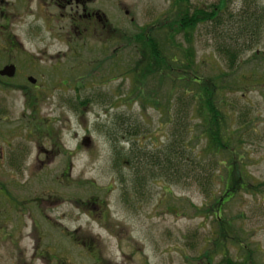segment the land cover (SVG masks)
<instances>
[{"label": "rangeland", "instance_id": "374dc122", "mask_svg": "<svg viewBox=\"0 0 264 264\" xmlns=\"http://www.w3.org/2000/svg\"><path fill=\"white\" fill-rule=\"evenodd\" d=\"M120 1L130 13L111 16L121 35L115 43L93 36L65 42L60 36L68 30L66 20L49 24L27 13L21 19L29 54L24 75L44 72L34 75L49 85L35 95L36 114L49 120L53 135L39 151L37 135L29 132L21 114V96L7 98L8 108L0 109V134L14 135L12 142H23L28 152L18 170L0 168V183L9 182L8 189L17 184L10 193L21 200L13 207L12 197L0 191V225L14 230L12 238L0 236V264L18 258L30 264L256 261L259 243L264 263V0H223L227 8L219 27H196L191 41L194 74L207 82L205 88L170 81L167 74L161 79L151 69L142 76L135 70L137 47L125 42L148 32L161 18L180 17L172 8L175 0ZM219 2L188 0L179 8L191 12ZM249 14L254 30L237 42L251 46L237 54L231 68L217 48L227 40L224 32L236 33ZM167 30L152 29L148 35L159 40L161 50L169 47L174 53ZM182 38L178 34L175 41L182 43ZM195 89H208L209 102L193 101L186 123L175 128L190 139L192 151L184 154L194 161H184L189 174L182 178L165 177L149 165V157L171 140V114L175 120L174 112L185 107L176 98ZM213 118L220 119L226 144L218 153L203 150L209 133L204 126ZM228 179L230 197L225 196ZM240 180L243 187L234 184ZM228 222L231 230L221 235Z\"/></svg>", "mask_w": 264, "mask_h": 264}, {"label": "flooded vegetation", "instance_id": "af4514ba", "mask_svg": "<svg viewBox=\"0 0 264 264\" xmlns=\"http://www.w3.org/2000/svg\"><path fill=\"white\" fill-rule=\"evenodd\" d=\"M121 11L123 15H128L130 10L124 7V4L120 0H0V51L3 53L1 56L0 65V109L8 108L6 100L8 97L14 99V94H19L22 98L23 109L22 117H26L29 126V132L34 131L37 135V148L40 151L42 149L43 140L50 136V128L46 125L48 119H39L36 112L38 110L36 97L37 92L46 90L48 82L42 83L38 78H35L36 72L42 74L44 72L36 71L34 75H24V59L28 57V50L24 47L23 39L25 34L22 31L24 29V22L21 20L24 14L32 15L34 18L42 19L51 24L52 21L66 20L68 23V30L64 31V35L60 36L65 39V42L70 39L81 40L88 38L89 36L97 37L98 40L104 43H115L120 39V30L115 27L114 19L111 16L120 15ZM134 17H131L132 20ZM41 21V20H40ZM28 29L37 31L38 27L29 26ZM261 29V28H260ZM262 30V29H261ZM261 35V34H260ZM262 39V38H261ZM71 51V49H70ZM32 55L31 58H33ZM260 58L264 59V53H260ZM11 66V70L8 73L1 74V71L5 67ZM30 68V67H28ZM34 70H32V73ZM26 81L29 85L26 84ZM264 84V81H263ZM45 92V91H44ZM21 119V118H20ZM19 119V120H20ZM1 120H5L1 118ZM15 131V130H14ZM16 132V131H15ZM36 132V133H35ZM264 134V129L261 131ZM53 135V134H51ZM36 137V136H35ZM15 139L14 135L0 134V168L8 167V170H18L20 158L28 152L24 147L23 142L13 143ZM35 143V142H34ZM7 148V149H5ZM46 153L50 151L44 150ZM8 183H0V191L4 196H13L10 191L16 188L17 184H11V189L6 188ZM17 198V197H16ZM12 197V206L18 207L21 205L19 201ZM11 200V198L9 197ZM9 201L5 203L4 214L10 206ZM3 209L0 210V212ZM4 229V233H0V236L5 238H12L11 232L1 224L0 229ZM238 242V240L236 241ZM16 248L19 249V240L16 241ZM215 245L219 243L214 241ZM13 248V247H12ZM248 249V248H247ZM33 255L37 252L36 248L33 249ZM249 251V249H248ZM252 251V250H251ZM257 260L254 261H218L208 264H264L260 262V243L257 248ZM21 253V251H19ZM8 264H30L20 261H11Z\"/></svg>", "mask_w": 264, "mask_h": 264}, {"label": "trees", "instance_id": "16d2710c", "mask_svg": "<svg viewBox=\"0 0 264 264\" xmlns=\"http://www.w3.org/2000/svg\"><path fill=\"white\" fill-rule=\"evenodd\" d=\"M217 4H211L207 7L195 6L190 8L191 12L184 8L182 11L179 6L181 2L187 3L188 0H175L174 6L172 7L173 10H178L180 13V17L169 19L167 16L161 18L159 21L156 22L155 25L150 26L149 31L152 29H160V30H167L165 33L167 34L166 38L174 44L175 51L174 53L171 52V48L161 50V46L159 45V40L154 38L153 36H149L148 32L139 34L136 37L129 36L127 40L125 39L126 43H132L136 46L138 60L135 62V70H140L144 76L146 73L145 71L149 72L154 71L159 73V78L163 79L165 77L164 74H167V78L170 81H184L185 84L189 87H208L207 82H202L201 78L197 75L195 76V52L192 45V36L199 24L204 23H212L214 28L217 29L219 24H221L222 17L224 13H226L227 5L225 2L221 0ZM209 9V10H208ZM172 10V11H173ZM230 14V13H229ZM252 14H249L248 19H243L242 23L239 24V29L234 32L232 35H228L227 32H224L223 37L227 39L224 41L220 47L217 48V51L222 54L226 60L228 61L230 67L232 68L235 64L234 61L236 60L237 54L243 50V48L249 49L251 43L245 45L239 44L237 41L239 38L245 37L244 34L247 31L254 30V26L256 22L252 20ZM181 34L182 43L175 41L176 36ZM222 37V36H221ZM240 48H235L237 45ZM172 47V45H171ZM139 77H141L139 75ZM196 90V89H195ZM190 90L188 95L181 94L176 98V101L179 103L182 102L181 105L185 107L178 108L175 113V120L173 115L171 114L170 123H172V131L170 132V142L165 149H162L160 152H157L156 155L149 157L150 163L149 165L152 168L158 169L163 173V175L169 178H182V175L189 174L187 173L186 165L184 161L186 160V164L191 163L194 161V157L188 156L184 154L187 150L189 153L192 151V147H190V139L185 140V137H180V130H175L176 123L180 125V123L185 124L184 117L188 115L189 109L193 107V101H202L204 105L209 102L210 93L207 90L202 92L200 89L198 90ZM169 107L172 109L173 102L170 103ZM198 111V107L196 109ZM193 111V110H191ZM197 113V112H196ZM198 115V113H197ZM208 115V114H206ZM210 117H216L214 115H210ZM212 119L208 125H205L204 128L207 132L205 136V146L203 150L205 152L210 151L211 153L215 152L218 153L221 151L222 148L226 147V144L223 140V134H221V122L220 119ZM206 119H203V121ZM188 125V124H187ZM186 125V126H187ZM134 132L128 131L127 134H131ZM181 146V147H180ZM148 160L144 161L145 163ZM224 161H220L219 164H223ZM183 169V173H181L180 169ZM229 169L227 177H229ZM197 174L196 176H199ZM230 178V177H229ZM227 180V179H226ZM229 179L225 185V196H232L233 193H230V185H228ZM230 184V183H229ZM233 184V182L231 183ZM237 186L243 187V182L236 181ZM219 211V210H217ZM219 216V212H218ZM221 235L228 234L231 230V225L228 223L223 225Z\"/></svg>", "mask_w": 264, "mask_h": 264}, {"label": "water", "instance_id": "95a60500", "mask_svg": "<svg viewBox=\"0 0 264 264\" xmlns=\"http://www.w3.org/2000/svg\"><path fill=\"white\" fill-rule=\"evenodd\" d=\"M11 66H8V67H5L3 71H1V74H5V73H8L9 70H11Z\"/></svg>", "mask_w": 264, "mask_h": 264}]
</instances>
